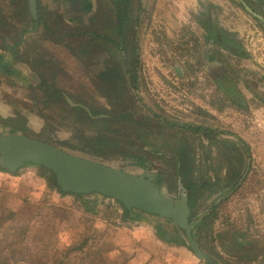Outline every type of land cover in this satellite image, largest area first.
Instances as JSON below:
<instances>
[{
  "label": "rangeland",
  "instance_id": "obj_1",
  "mask_svg": "<svg viewBox=\"0 0 264 264\" xmlns=\"http://www.w3.org/2000/svg\"><path fill=\"white\" fill-rule=\"evenodd\" d=\"M23 3L24 0H0V30L3 29L4 32L10 30L8 32L13 38H17L21 30L29 25L21 13ZM41 6L47 10L49 7H57L53 0H41ZM179 16L185 17L188 22L186 13ZM5 18L6 21L9 19L11 25L8 28L4 26ZM235 24L234 21L233 25ZM170 25H173L174 29H170L169 32L166 28L165 30L158 28L155 32L159 34L160 43L165 44L168 53L177 54L182 61L184 57L181 53L186 56L188 50L184 47L182 51L168 40L179 38L187 42L190 40L189 34L186 31L179 32L178 25L171 23ZM170 25L167 24L168 28H171ZM233 25H231L233 30L243 29L242 33L247 27ZM166 33L174 39H167L164 36ZM243 35L246 40L253 39V45L248 41V57H233L230 63L237 79L245 83L241 84V90H245L246 85L255 92L251 94L250 91H244L250 108L248 110L242 108V103L246 102L242 100L245 98L243 93L242 97L231 94L234 104L223 101L217 93L213 96V104L210 105L211 95L204 94L202 87L193 85V62L191 65L186 62L182 64L185 67L181 68L179 61L177 70L176 63L168 60L162 66L160 65L162 61L159 62L155 56L152 60L149 55H147L149 62L146 65L144 63L142 68L143 80L139 89V99L135 102L136 108L132 106L133 99L127 94L121 100V106L114 107L108 98H102L103 87L96 76L100 69L91 64L88 68L80 63L64 46L72 45L76 50L75 46H78V43L73 44L72 40L67 39L63 45L47 43V39L41 36L31 37L35 45L30 46L26 52L21 50L20 55L24 58L25 55L32 57L33 53L39 52L40 46L43 47L42 50L46 49L50 56L55 55L59 63L54 67L53 74L58 73L52 77L51 72L52 76H49L52 77L49 80L53 83V88L56 85V88L67 92L76 102L89 106L93 110L90 114L92 118L81 110L70 109L63 99L48 100L50 91L40 83L39 78L35 77L33 84L27 86L22 79L8 74L1 66L0 106L7 108V112L1 110L0 113L7 117L15 115L16 121L12 124L22 128L25 126L19 133L56 144L73 153L104 161L130 173L148 172L163 186L166 193L174 198L179 196L181 186L187 188L196 179L205 178L208 183L210 178L217 179L222 186L201 192L194 208L193 214L201 216L200 214L205 213L211 204H219L215 220L209 221L213 222L211 227L199 232L201 239L198 241L202 249L221 264H264V140L258 139L260 143H257L254 139L264 136L262 123L264 93L261 94L258 90L264 88V80L258 78L262 76L260 70L264 71V39L258 32L255 33L254 28H250ZM258 39L261 40V44L258 43ZM146 46L149 51L151 47L156 48L157 43L147 42ZM4 63L10 71L18 70L23 74L24 70L9 57L5 58ZM157 66L162 68L164 73L158 71ZM177 73L183 75L182 81ZM228 76L234 83L236 82L234 77ZM201 83L205 84L207 89L213 86L208 78L203 77ZM219 100L222 101L221 104ZM108 103L111 107H108ZM126 105L129 110L122 108ZM213 105L216 110L212 108ZM245 105L247 107V103ZM85 115L88 117L85 118ZM159 117L172 123L230 129L235 134L247 138L251 144L250 153L255 155V158L249 160L244 146L232 139L235 146L224 147L227 151L224 157L220 156L212 161L206 160L209 154L207 148L200 150L196 148L197 166L193 172L191 159L186 156V153H189L188 143L193 141L192 138L188 133H178L175 128L157 120L153 122L143 120ZM211 118H216L217 121H203ZM197 120L201 122H196ZM8 124L10 123L0 120V132H6L5 125ZM242 125L247 127L244 128ZM198 144L199 141L196 140L195 146ZM180 151L183 157L178 159ZM241 154L244 161L243 171L249 164L253 167L262 166L263 170L257 172V169H252L248 179L238 190L233 191L235 184L229 181L235 174L233 172L227 176L220 174L219 168L223 166L221 162L225 159L228 161L226 165L237 164L239 161L237 158H240ZM23 175L24 177L20 178ZM14 176L20 180L25 179L27 183L23 185L14 179L0 180V218L8 216L11 212L15 213V217L0 229V239L3 241L1 247L12 244L14 248L37 255L46 264H192L190 262L192 256L195 257L191 259L193 262L204 264L177 234H174L173 240L166 246L160 245L159 249H155L156 255H150L148 252L132 249L135 246L134 242L131 244L130 239L126 237L131 235L130 233L118 235L115 232V227L129 230L133 226H144L153 230L155 238H160L156 233V225L159 222L165 223L173 232L176 230L157 217L140 213L136 221L127 220L123 223L120 216L123 209L112 199L98 197L100 200L97 205L84 207L72 201L62 202L51 195V191L56 189L50 183L51 176L35 166L29 165ZM33 185L39 191L29 195ZM45 185L47 189L42 193ZM19 194L26 198L16 200ZM223 198L226 199L221 202ZM114 222L121 226L115 225ZM85 239H88V244L83 252L70 251V248L79 245ZM247 243H250V246H246Z\"/></svg>",
  "mask_w": 264,
  "mask_h": 264
},
{
  "label": "flooded vegetation",
  "instance_id": "obj_2",
  "mask_svg": "<svg viewBox=\"0 0 264 264\" xmlns=\"http://www.w3.org/2000/svg\"><path fill=\"white\" fill-rule=\"evenodd\" d=\"M178 2L182 3L183 0H53L57 7H49V10H47V8L41 6V0H37V17L35 18L31 14L28 0H24L21 13L29 25L21 30L17 38L10 35V32H8L10 30H5V32L3 29L0 30V57L4 60L0 66L8 74L18 76L27 86L33 84L35 77L39 78L40 83L46 86L47 91H50L47 96L48 100L63 99L70 109L76 108L90 117L93 110L89 106L76 102L68 96L67 92L56 88V85L53 88V83L49 79L58 73L53 74L54 67L59 63L55 55L50 56L46 49L42 50L43 47L41 48V46L39 52L33 53L32 57L25 55L26 58H24L23 55H20L21 50L26 52L30 46L35 45V41L31 37L40 38L43 36L47 39V43L55 42L58 45H63L66 39L72 40L73 44L78 43V46H75L76 50L73 49L72 45L64 46H66L65 48L68 49L72 57L80 63L88 68L91 64L100 69L96 76L101 87H103L101 88V92L104 94L102 98H108L114 107H120L121 100L127 94L133 99L131 103L136 108L135 102L139 99V89L143 80L141 77L142 68L144 63L146 65L149 62L147 55L152 60L155 57L158 58L164 64L168 60L173 63L180 61L182 62V68L185 67L182 64L187 62L191 65L190 63L193 62V85L198 86V88L202 87L204 94L211 95L209 98L210 105L213 104V96L217 93L223 101L234 104V98L231 96L233 87L241 97V93L245 97V90L255 94L246 85L245 90H241V84L245 83L237 79L230 60L233 57H248V41L253 45V39L247 38L248 40H246L243 34L250 28H254L255 33L258 32L264 39V0H193L191 7L183 9L184 14L186 13L188 16V22L185 19H180V9L176 5ZM159 5L164 6V8H159ZM234 21L236 26L242 28L247 26L244 28V33H242L243 29L233 30L231 25L234 24ZM170 23L178 25L180 27L179 32L186 31L189 34L190 40H187V42L183 39L179 40V38H176L178 40H168L169 43L173 42L181 50L184 47L188 50L186 56L182 55L180 50L181 56L184 57L182 61L177 54L168 53L165 44L160 43L159 34L155 32L158 28L161 30L166 28L168 32L170 29H174V26ZM9 24V19L6 21L5 18L4 26L8 28L11 26ZM167 24L171 28H168ZM155 33L156 35L153 36ZM164 36L167 39H174L169 37L167 33ZM151 41L156 42L157 46L156 48H149V51H147L146 43ZM258 43L261 44V40L258 39ZM3 52L5 53L3 54ZM6 57H9L13 63H17L20 69L24 70L23 74L18 70L10 71L4 63ZM175 66L178 69V65L175 64ZM147 67L148 65L145 68L146 70ZM260 72L262 76H258V78L264 80V71L260 70ZM87 73L91 74L90 72ZM228 75L234 77L236 82L234 83ZM203 77L211 80L213 84L211 88L209 86L207 89L205 84L201 83ZM179 78L182 81L183 77L179 76ZM94 83H96V80H94ZM258 90L261 94L264 93V88ZM242 100L247 103V107L245 103H242V108L250 109L247 98L245 97ZM219 102L222 103L221 100ZM108 107H111L109 103ZM127 107L126 105L122 108L129 110ZM212 108L216 110L214 105ZM86 117L88 116L85 115ZM14 118L15 115L7 117L0 113V120L3 122L12 124L16 121ZM143 120L144 122L157 120V122L175 128L178 133L189 134L193 141L192 144L188 143L187 151L191 154L186 153V156L189 160L191 159L193 172L196 171L197 166L196 148L198 150L207 148L209 154L206 160L212 161L220 156L224 157V153L227 152L224 147L231 148V146H235L232 139L244 146L249 160L255 158V155L250 153L251 144L247 138L241 134H235L230 129H218L215 126L206 127L200 124L172 123L160 117L144 118ZM203 121L216 122L217 119H203ZM196 122H201V120ZM262 123L264 124V121ZM242 126L247 127V125ZM212 135L214 136L212 137ZM254 139L257 140V143H260L258 139L264 140V136L254 137ZM196 140L199 141L197 146H195ZM235 153L237 155V152ZM181 157H183V154L180 151L178 159ZM237 159L239 161L237 160V164L235 163L236 166L233 163L226 165L228 161L225 159L221 162L223 166L219 168L220 174L226 176L232 172L235 174L233 179L229 181V183L235 184L233 191L238 190L243 182L248 179L249 175L252 174V169H257V172L263 170L262 166L253 167L249 164L243 171L242 154ZM209 181L210 183L203 178L201 180L196 179L193 182L197 197L201 192L204 193V190H215V187L220 188L222 186L220 182H217V179L212 180L210 178ZM224 199L226 198H223L221 202ZM117 204L119 203L117 202ZM217 204L213 203L211 205ZM246 246H250V243H247Z\"/></svg>",
  "mask_w": 264,
  "mask_h": 264
},
{
  "label": "water",
  "instance_id": "obj_3",
  "mask_svg": "<svg viewBox=\"0 0 264 264\" xmlns=\"http://www.w3.org/2000/svg\"><path fill=\"white\" fill-rule=\"evenodd\" d=\"M28 4L36 18L37 0H28ZM231 94L238 95L234 87ZM29 165L52 173L64 193L112 199L122 204L133 217L141 213L165 221L176 229L173 232L165 223L159 222L172 240L177 234L201 262L221 264L206 253L198 241L190 221L192 209L184 186L180 187L179 196L174 198L148 172L130 173L24 133L10 129L0 132V168L15 175ZM159 232L157 224L156 233L160 237Z\"/></svg>",
  "mask_w": 264,
  "mask_h": 264
},
{
  "label": "trees",
  "instance_id": "obj_4",
  "mask_svg": "<svg viewBox=\"0 0 264 264\" xmlns=\"http://www.w3.org/2000/svg\"><path fill=\"white\" fill-rule=\"evenodd\" d=\"M26 8L28 10V5L26 4ZM30 15V14H29ZM34 22V20H33ZM74 110H76V108H72ZM173 126V125H172ZM6 129H10L12 131H16L19 132L20 130H24V128L22 127H18V126H14L12 124H8L5 125ZM43 170H45L44 168H41ZM0 171L2 172H6L5 170L0 168ZM46 173H48L51 176V180L50 183L63 195H72V196H76V197H82V195H73V194H67L64 193L63 191L60 190V188L57 186L56 184V180H55V176L50 173L49 171L45 170ZM8 173V172H6ZM191 185H189L186 190L188 192V196H189V202H190V207L192 209V216L190 218L191 223L193 224L194 230L196 231L198 240L201 239V237L199 236V232L202 229L211 227V225L213 224V222H209V221H213L216 218V214H217V209L219 208V205H212L205 213L196 215L193 214L194 213V208L195 205L197 204V193L194 191V184L190 183ZM119 203V202H118ZM119 205L121 206V208L123 209V214H121V221L127 222L128 221H136L137 218L139 216H131L130 212L122 205L119 203ZM15 217V213L11 212L9 213L8 216H3L2 218H0V229L7 224L10 220H12V218ZM115 225L117 226H121V224H119L118 222H114ZM163 224L158 223V229H159V233H160V237L168 242L171 241L172 238H170L168 235L169 233L162 227ZM3 236V235H2ZM1 237V236H0ZM3 244L2 239H0V245ZM88 244V239H85L82 243H80L79 245L70 248V251H77V252H83L85 246H87ZM0 264H46L44 263L37 255L32 254L30 252L27 251H23L20 250L18 248H14L12 244H7V246L5 245L4 247L0 246Z\"/></svg>",
  "mask_w": 264,
  "mask_h": 264
},
{
  "label": "crops",
  "instance_id": "obj_5",
  "mask_svg": "<svg viewBox=\"0 0 264 264\" xmlns=\"http://www.w3.org/2000/svg\"><path fill=\"white\" fill-rule=\"evenodd\" d=\"M193 3V0H183V2L182 3H177L176 5L179 7V9H180V15H183V13H184V8H189V7H191V4ZM174 6H175V4H174ZM159 8H164V6H161V5H159ZM159 12H160V10H159ZM181 17V16H180ZM183 19H185V17H182V20ZM152 46H154L153 44H151ZM152 48V47H151ZM1 55V54H0ZM0 62H1V64H2V62H3V58L2 57H0ZM155 59V58H154ZM159 62H161V61H159ZM178 63H179V61H177L176 62V64L178 65ZM182 63V62H181ZM160 65H164V63L163 62H161L160 63ZM181 66V65H180ZM179 67V66H178ZM157 70L158 71H160V72H162V73H164L163 72V69L162 68H160V67H158L157 66ZM181 68H182V66H181ZM178 70V69H177ZM161 73V74H162ZM178 75V78H179V76L180 77H183V75L181 74V73H177ZM163 75V74H162ZM168 78H170V79H172L171 77H169L168 75H166ZM176 76V77H177ZM4 111V112H7V108H3V107H1L0 106V111ZM22 177H24V175L23 176H21L20 178H22ZM27 177V176H26ZM20 178H16L14 175H10V174H8V173H6V172H2V171H0V180H2V181H14V180H16V181H18L20 184H23V185H25L27 182H26V180L25 179H22V180H20ZM14 179V180H13ZM20 181H22V182H20ZM32 189H31V192L29 193V195L30 194H32V195H34V194H36L38 191H39V189H36L35 188V186L33 185L32 187H31ZM45 189H47L46 188V185H45V187H44V190H43V192L42 193H44L45 192ZM54 189V188H53ZM51 195L55 198V199H58V200H60V201H62V202H70V201H72L73 203H80L81 204V206H86V205H90V206H95V205H97V203H98V201L100 200L99 198H98V196H95V195H90V196H82V197H76V196H72V195H63V194H61L58 190H56V189H54L53 191H51ZM21 197H24V196H22L21 194H19V196H16V200L18 199V201H19V199L21 198ZM26 197H24V199H25ZM86 211V210H85ZM87 212V211H86ZM119 212H121V211H119ZM121 216V215H120ZM102 221L104 222V223H107L106 222V220H104V219H102ZM115 227V226H114ZM115 232H116V234H118V235H121L122 233H130L131 235H126V237H128L129 239H130V243L132 244L133 242H134V244L133 245H135V246H133L134 248H132V249H135V250H138V251H142V252H144V253H150V255H156L157 253H156V251H155V249H159V247H160V245H164V246H166L167 244L166 243H164L160 238H155V233L153 232V230L152 229H149V228H147V227H144V226H138V227H136V226H133L132 227V229H121L120 227H115ZM119 237V236H118ZM153 248H154V250H153ZM194 256H192V258H190V262L192 263V264H198L197 262H193V260H191V259H195V257L193 258ZM177 264H179V263H177Z\"/></svg>",
  "mask_w": 264,
  "mask_h": 264
}]
</instances>
